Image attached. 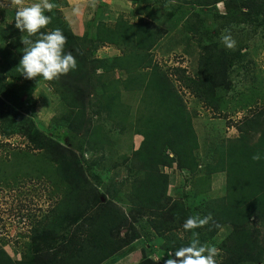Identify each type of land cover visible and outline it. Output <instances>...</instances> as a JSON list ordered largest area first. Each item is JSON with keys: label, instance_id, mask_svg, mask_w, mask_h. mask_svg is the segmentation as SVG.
Instances as JSON below:
<instances>
[{"label": "trees", "instance_id": "16d2710c", "mask_svg": "<svg viewBox=\"0 0 264 264\" xmlns=\"http://www.w3.org/2000/svg\"><path fill=\"white\" fill-rule=\"evenodd\" d=\"M261 1L262 3L255 0H190L184 3L193 4L201 9L222 4L225 8V12L221 14L223 17L232 16V20L248 21L257 8L264 14L262 7L264 0ZM235 10L240 11L241 16L235 14ZM48 15L52 16V21L42 31L56 27L62 29L67 37L65 51H70L74 55L77 68L60 75L58 79L44 81L55 90L67 106L64 123H67L72 132L85 138V146L89 152L97 153L104 148L105 143H109L110 137L98 133V127L93 125L91 118H87L88 95L89 90L96 88L95 76L100 70L103 71L101 73H107L120 68L131 72L136 70V67H149V63L145 56L133 52V49L123 56L96 58L95 51L103 41L97 40L95 43L91 41L92 47L87 48V40L84 43L80 42L72 28L59 16L57 8L54 7ZM194 16L195 11L194 14L188 13L182 22L188 33L201 37H210L214 31L218 33L216 29H207L203 23L198 25L192 22ZM120 30L117 34H122L118 39L127 38L123 39L127 40V46L136 49L141 47L152 49L164 34L162 28L157 25L154 31L146 26L126 25L121 26ZM115 34L116 32L113 33ZM0 36L19 57L17 63H4L0 60V121L5 126L4 134L21 135L33 150L42 152L44 158L48 159L47 166L42 167V172L62 195L56 206L37 222L33 232L28 235L29 241L23 258L14 261L5 250L0 249V261L4 259L8 262L5 264H102L120 249L140 238V233L134 226L135 221L132 222L131 216L114 201V198L108 197L92 183L89 173L73 147L49 137L37 126L31 94L36 83L43 79L39 77L28 79L20 72L19 61L24 48L21 32L14 27L0 26ZM113 42L117 44L116 41ZM201 48L197 77L187 76L183 85L206 106L223 110L227 103L225 97L232 88L230 78L233 62L229 61L217 43L202 45ZM137 62L139 64L135 65ZM155 72L157 68L149 69L145 77L150 89L151 86L152 90L157 89L161 101L166 100L167 113L161 119L165 117L167 119L179 111L181 122L177 124L174 120L173 124L168 123L167 127L172 131L170 138H165L160 132L158 123L150 126L144 131L146 135L144 142L146 152L144 154L142 152L144 160L140 163L132 160L130 168L144 173V177L136 178L133 184V194L137 196L136 202L133 198V205L138 206L140 201L145 204L144 207L151 211L155 221H159L153 223L152 228L158 238L162 237L158 240L159 243L154 242L156 248L152 250L155 254L160 252L161 256L155 258L150 253L153 245L144 246L136 264H163L164 259H168L169 251L174 257L175 249L186 246L193 238H198L200 242L212 241L226 225L233 226L232 231L218 244L224 257L216 264H262L264 240L260 238L258 226L251 228L249 223L256 219L264 225V158L260 161L252 159L253 154L257 152L264 156V108L248 116L238 125L240 132L238 137L216 148L219 162L210 164L206 169L207 173L227 174L226 195L208 201L201 209L203 217L210 215L213 223L205 224V233L200 232L201 227L185 230L183 223L193 214L182 203L172 201L168 195L170 176L160 167H175L192 175L197 167L196 158L192 153L197 146V136L192 117L184 106L181 95L164 73L159 72L157 75ZM102 75L99 74L98 80L107 77ZM9 79L22 84L18 88L9 87L7 84ZM100 88L103 93V87ZM155 135L163 136L164 142L160 145H151L147 142L148 138L152 139ZM100 137L104 139L101 140ZM254 137H258L257 141L251 142ZM136 154H141V151ZM38 163L39 161L36 164ZM14 168H17L15 173L28 174L27 170L23 172L24 167L20 163ZM179 231L186 233V237L180 236ZM193 232L198 236L194 237Z\"/></svg>", "mask_w": 264, "mask_h": 264}, {"label": "rangeland", "instance_id": "374dc122", "mask_svg": "<svg viewBox=\"0 0 264 264\" xmlns=\"http://www.w3.org/2000/svg\"><path fill=\"white\" fill-rule=\"evenodd\" d=\"M184 1L190 0H53L59 16L72 28L80 42L87 40V48L92 47L91 41H103L95 51L94 57L123 56L133 49V52L145 56L149 63V67H136L137 69L131 72L120 68L107 73H101L103 71L100 70L95 76L96 88L89 90L88 95L87 118H91L93 125L98 127V133L110 137L109 143H105L104 148L97 153L89 152L85 146V138L72 132L67 123H64L67 106L47 82L39 80L31 94L37 126L49 137L73 147L92 183L108 197L114 198L131 216L132 222L135 221L133 224L140 233L137 241L140 253L144 246L153 245L150 253L155 258L161 256V253L155 254L152 251L156 248L154 242L159 243L158 240L162 237H157L152 224L159 221H155L151 211L146 209L141 201L134 207L133 198L136 202L137 196L133 194V184L136 178L142 179L144 173L130 167L133 159L139 163L144 160V131L158 123L160 132L165 138H170L172 131L167 125L169 122L173 124L174 120L179 124L181 113L176 112L178 117L173 115L161 119L166 115L168 106L166 100L161 101L157 89L152 90L151 85L150 89L145 77L147 70L157 68V75L162 72L171 80L192 117L197 136V146L192 152L197 164L193 174L188 175V171L182 172L175 167L160 168L164 173H169L168 195L172 201L182 203L193 215L199 214L203 217V205L208 200L227 193L226 172H206L210 164L219 162L216 148L238 137V125L264 108V14L257 8L248 21L232 20V16L221 15L225 12L222 4L201 9ZM255 1L262 3L261 0ZM31 2L32 0H0V26L17 28L14 20L17 8ZM262 7L264 8V5ZM194 11L198 17L194 16L192 22L198 25L203 23L207 29H216L218 33L214 31L210 37L188 33L182 22L188 13L194 14ZM240 11L235 10L234 13L241 16ZM124 25L146 26L151 31H154L157 25L162 28L164 34L152 49L129 48L127 40H123L127 38L118 39L122 33L117 32L121 31L120 28ZM18 30L21 32V39H25L27 34ZM228 33H231L236 41L233 48L226 47L223 42L222 37ZM212 43H217L229 61L233 62L230 78L232 88L225 97L227 103L223 110L206 106L183 85L187 76L197 77L202 45ZM0 60L4 63H17L19 60L16 52L1 36ZM138 64L139 62L135 65ZM99 74L107 77L98 80ZM7 84L9 87L18 88L22 83L9 79ZM100 87H103V93ZM4 128L0 121V233L16 243L20 235L33 232L37 222L56 206L62 195L42 172V167L47 166L48 161L42 152L33 150L21 135L6 136ZM165 138L155 135L152 139L148 138L147 142L160 145ZM257 138H252L251 142H256ZM138 151H141V154L137 155ZM36 160L39 161L38 164ZM17 163L24 167L23 172L27 170V175L15 173L17 168L14 166ZM209 222L213 223L212 218ZM249 226H258L260 238L264 240L262 223L252 219ZM232 227L226 225L214 240L201 242L216 246V263L224 257L218 244L232 231ZM200 229V232L206 231L205 225ZM178 234L186 237L184 232L179 231ZM167 257L169 258V254Z\"/></svg>", "mask_w": 264, "mask_h": 264}, {"label": "clouds", "instance_id": "9594fccd", "mask_svg": "<svg viewBox=\"0 0 264 264\" xmlns=\"http://www.w3.org/2000/svg\"><path fill=\"white\" fill-rule=\"evenodd\" d=\"M53 0H32L31 3L20 6L15 12V26L27 34L22 39L23 55L19 61L21 74L28 79L39 77L46 81L58 79L77 68V60L70 51H65L67 37L59 27L42 31L51 23V13L54 8ZM35 37V39H32ZM223 42L228 48H233L236 41L231 33L225 34ZM264 156L257 152L253 154L254 161H260ZM210 219L199 214L188 216L184 223L185 230L197 229ZM193 236L198 234L193 232ZM218 249L212 244H203L198 238H193L186 246H181L173 253L169 251V258L164 264H216L215 257Z\"/></svg>", "mask_w": 264, "mask_h": 264}, {"label": "crops", "instance_id": "0c3cea01", "mask_svg": "<svg viewBox=\"0 0 264 264\" xmlns=\"http://www.w3.org/2000/svg\"><path fill=\"white\" fill-rule=\"evenodd\" d=\"M166 173L169 174L168 172ZM225 195L226 193L218 198H222ZM218 198H214V199H218ZM29 234L20 235V236L18 235L19 237L16 243H13L12 241H10V238H5V236H3V234L0 233V249L5 250L14 261L16 260L20 261L26 253V248H27L26 244L29 241V237H28ZM121 236H123V232ZM138 240L139 238L136 239L130 245L120 249L118 252H116L113 256H111L107 261H105L102 264H136L141 257L140 248H138V244H137ZM5 262L7 261L2 259L0 261V264H5Z\"/></svg>", "mask_w": 264, "mask_h": 264}]
</instances>
